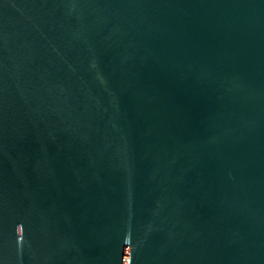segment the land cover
I'll return each instance as SVG.
<instances>
[{
    "label": "water",
    "instance_id": "95a60500",
    "mask_svg": "<svg viewBox=\"0 0 264 264\" xmlns=\"http://www.w3.org/2000/svg\"><path fill=\"white\" fill-rule=\"evenodd\" d=\"M0 264H264V0H0Z\"/></svg>",
    "mask_w": 264,
    "mask_h": 264
}]
</instances>
